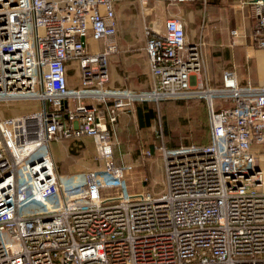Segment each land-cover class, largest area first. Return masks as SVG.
Returning a JSON list of instances; mask_svg holds the SVG:
<instances>
[{"label": "built area", "instance_id": "2783aa9c", "mask_svg": "<svg viewBox=\"0 0 264 264\" xmlns=\"http://www.w3.org/2000/svg\"><path fill=\"white\" fill-rule=\"evenodd\" d=\"M120 1L0 0V102L41 104L0 117V264H264V83L242 85L229 68L218 87L193 82L203 42H188L181 19L168 17L145 31L151 87L108 86ZM135 1L147 10L151 0ZM252 6L264 50V1ZM191 98L206 102L208 143L159 146L165 192L127 194L132 164L114 156L119 111ZM84 137L102 170L58 174L51 143Z\"/></svg>", "mask_w": 264, "mask_h": 264}, {"label": "rangeland", "instance_id": "374dc122", "mask_svg": "<svg viewBox=\"0 0 264 264\" xmlns=\"http://www.w3.org/2000/svg\"><path fill=\"white\" fill-rule=\"evenodd\" d=\"M146 6L147 10L135 0H122L116 6L118 50L107 59L112 86L137 90L149 89V84L146 81L148 62L145 48L146 29L153 27L162 30V23L166 17L172 15L182 18L191 13L190 11L197 5L195 3L168 4L164 1L151 0ZM206 57L203 49V60ZM208 59H210L209 55ZM111 68H113L114 77H111ZM78 78L77 72L68 74L70 83L77 81ZM211 87L215 88L216 86ZM215 102L220 103L217 99ZM141 103L135 102L128 108L131 107L130 109L135 111ZM149 105L155 112V118L148 127L141 128L134 116L133 119L119 127L116 134L119 155H121L119 157L132 164L133 167L122 179L127 194L150 192L152 196H159L165 192V173L159 146L176 147L189 142L202 143L208 140L207 111L201 98L159 103L149 102ZM40 108L41 104L33 101L0 102V117H14ZM81 147L85 149V155L82 156L79 163L81 168L86 165L84 171L87 169L101 171L102 165L96 158L92 141L89 138L84 139L81 142ZM147 151L151 152V156L146 155ZM115 158L117 159L118 156ZM68 163H71L69 168L72 172L66 177L69 179L80 178L84 171H79L81 168L78 162L70 160ZM256 163L264 169L262 157L257 156ZM96 179L98 182L104 181L107 184L117 182L110 175L105 176L102 173H97ZM120 192L121 189L118 187L105 188L102 194L103 196L118 195ZM33 209L34 205L30 207V210Z\"/></svg>", "mask_w": 264, "mask_h": 264}, {"label": "crops", "instance_id": "0c3cea01", "mask_svg": "<svg viewBox=\"0 0 264 264\" xmlns=\"http://www.w3.org/2000/svg\"><path fill=\"white\" fill-rule=\"evenodd\" d=\"M194 3L197 6L190 11L191 13H188L182 18L177 16L183 22L186 40L188 42L202 41L205 56H207L204 60L202 70L192 77V81L197 84H203L204 86L218 87L221 85L223 71L229 68L234 69L237 80L242 85L247 82L263 84L264 50L256 47L252 37V29L256 19L252 6L253 0H196ZM117 5L118 2L114 4V11L118 31ZM168 17L176 16L170 15ZM163 28L164 21L162 23V30ZM234 29L238 30V34L235 37L232 36ZM116 36L115 39L117 42ZM208 55L210 59H208ZM75 72L78 74L77 70H71L68 74H74ZM111 77H114L113 68H111ZM146 79L150 88L151 76L148 62ZM68 85L70 87L79 85V78L75 82H68ZM108 86L119 88L112 86L110 83V74ZM130 108L125 107L119 111L116 134L118 133L119 127L123 126L128 120L133 119L134 116L138 122L137 108L135 111ZM86 138L89 137H84L80 140H66L51 143V152L61 174H65V176L71 174L72 170L69 168L71 167V163H68L70 160L72 162L77 161L78 165H81L79 164L80 160L85 155V149L81 147V142ZM89 139L92 141L91 138ZM118 148L117 144L114 148V156H118L117 159H120L119 156L121 155H119ZM71 152L76 153L78 156L72 155ZM83 167L81 168L80 166L81 169L79 171L83 172V169L87 166L83 165ZM89 170L91 169L85 171Z\"/></svg>", "mask_w": 264, "mask_h": 264}, {"label": "trees", "instance_id": "16d2710c", "mask_svg": "<svg viewBox=\"0 0 264 264\" xmlns=\"http://www.w3.org/2000/svg\"><path fill=\"white\" fill-rule=\"evenodd\" d=\"M201 101L206 106L205 100L204 99H201ZM206 111H207V106H206ZM137 117H138V125L141 128L148 127L151 124V121L155 118V112L151 108V106L149 105V103H141L140 105L137 106ZM206 123L208 125V112L206 114ZM207 128H208L209 134H208V140L206 142H202V143L189 142V143H186V144H180V145H178L176 147L207 144L208 141H209V138H210L209 125L207 126ZM71 154L72 155H77L74 152H71ZM57 172L60 175H65V174H61L60 173V169L58 168V166H57Z\"/></svg>", "mask_w": 264, "mask_h": 264}, {"label": "water", "instance_id": "95a60500", "mask_svg": "<svg viewBox=\"0 0 264 264\" xmlns=\"http://www.w3.org/2000/svg\"><path fill=\"white\" fill-rule=\"evenodd\" d=\"M256 1H258V0H253V2H256ZM262 1H264V0H262Z\"/></svg>", "mask_w": 264, "mask_h": 264}, {"label": "bare ground", "instance_id": "6f19581e", "mask_svg": "<svg viewBox=\"0 0 264 264\" xmlns=\"http://www.w3.org/2000/svg\"><path fill=\"white\" fill-rule=\"evenodd\" d=\"M78 188H80V189H81V186H80V187H78Z\"/></svg>", "mask_w": 264, "mask_h": 264}]
</instances>
